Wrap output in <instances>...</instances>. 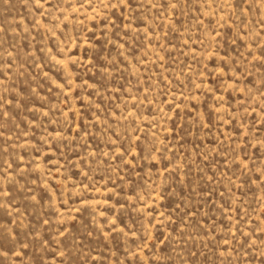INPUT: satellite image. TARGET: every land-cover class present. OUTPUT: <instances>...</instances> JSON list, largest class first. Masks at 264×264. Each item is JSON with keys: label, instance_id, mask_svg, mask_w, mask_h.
Listing matches in <instances>:
<instances>
[{"label": "rangeland", "instance_id": "1", "mask_svg": "<svg viewBox=\"0 0 264 264\" xmlns=\"http://www.w3.org/2000/svg\"><path fill=\"white\" fill-rule=\"evenodd\" d=\"M0 264H264V0H0Z\"/></svg>", "mask_w": 264, "mask_h": 264}]
</instances>
